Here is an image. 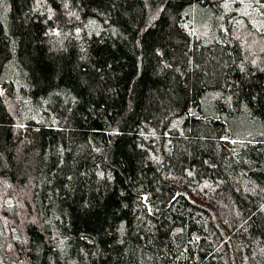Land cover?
<instances>
[{
  "label": "trees",
  "instance_id": "16d2710c",
  "mask_svg": "<svg viewBox=\"0 0 264 264\" xmlns=\"http://www.w3.org/2000/svg\"><path fill=\"white\" fill-rule=\"evenodd\" d=\"M18 5L0 264H264V0ZM11 66L87 94L27 122Z\"/></svg>",
  "mask_w": 264,
  "mask_h": 264
},
{
  "label": "rangeland",
  "instance_id": "374dc122",
  "mask_svg": "<svg viewBox=\"0 0 264 264\" xmlns=\"http://www.w3.org/2000/svg\"><path fill=\"white\" fill-rule=\"evenodd\" d=\"M19 10L18 0H0V44L6 43L5 37L13 28ZM34 73L30 70H20L9 67L1 77L3 86H12L15 93L26 101L24 107V118L27 122L39 118L38 112L33 108L34 99L43 98L47 103L54 101L68 102L87 94V89L79 81L65 80L62 77L60 82L52 88L38 89L32 83Z\"/></svg>",
  "mask_w": 264,
  "mask_h": 264
}]
</instances>
